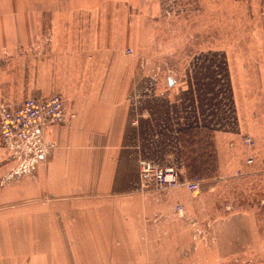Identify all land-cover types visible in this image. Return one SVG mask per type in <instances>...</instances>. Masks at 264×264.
I'll return each mask as SVG.
<instances>
[{
    "label": "crops",
    "instance_id": "0c3cea01",
    "mask_svg": "<svg viewBox=\"0 0 264 264\" xmlns=\"http://www.w3.org/2000/svg\"><path fill=\"white\" fill-rule=\"evenodd\" d=\"M149 10L153 0H0L1 101L59 92L74 114L46 130L51 150L25 171L0 149V264H264V174L233 176L247 154L264 159L246 77L231 74L229 96L210 68L190 93L155 77V61H140L156 54L140 24ZM142 158L200 175V194L144 187ZM175 201L187 216L169 215Z\"/></svg>",
    "mask_w": 264,
    "mask_h": 264
},
{
    "label": "rangeland",
    "instance_id": "374dc122",
    "mask_svg": "<svg viewBox=\"0 0 264 264\" xmlns=\"http://www.w3.org/2000/svg\"><path fill=\"white\" fill-rule=\"evenodd\" d=\"M149 11L153 21L140 24L151 32L146 44L156 47V54L145 53L141 65L154 60L160 68L155 77L166 78L170 86L178 79L187 93L203 68H210L216 94L229 96L231 74L246 77L248 108L257 111L252 125L264 132V0H153ZM126 50L135 54L131 46ZM191 150L190 143L187 154ZM212 167L199 165L206 172Z\"/></svg>",
    "mask_w": 264,
    "mask_h": 264
},
{
    "label": "built area",
    "instance_id": "2783aa9c",
    "mask_svg": "<svg viewBox=\"0 0 264 264\" xmlns=\"http://www.w3.org/2000/svg\"><path fill=\"white\" fill-rule=\"evenodd\" d=\"M73 116L67 109L64 96L59 92L48 98L27 97L20 102L0 101V149L17 160L18 165L13 171H25L48 154L53 144L46 139V130L51 125L69 121ZM243 141L249 150L258 143L257 138L251 134L243 136ZM140 170L144 187L163 190L167 194H174L182 188L193 196L200 194L202 178L198 174L189 175L178 166L164 165L151 158L140 160ZM262 174L264 159L250 153L245 158V165L237 168L233 176L255 185ZM169 215L187 216L185 204L175 201ZM155 227L160 230V224Z\"/></svg>",
    "mask_w": 264,
    "mask_h": 264
}]
</instances>
